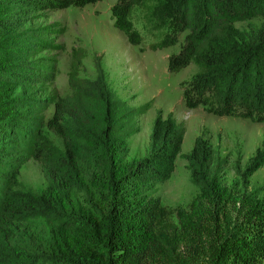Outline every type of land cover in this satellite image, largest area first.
Masks as SVG:
<instances>
[{
    "label": "trees",
    "instance_id": "obj_1",
    "mask_svg": "<svg viewBox=\"0 0 264 264\" xmlns=\"http://www.w3.org/2000/svg\"><path fill=\"white\" fill-rule=\"evenodd\" d=\"M98 1L38 0L37 5L58 11ZM135 5L148 35L157 39L150 49L179 46L166 58L167 72L176 74L190 64L196 68L180 84L186 108L264 123V19L248 30L235 26L255 15L264 17L263 0H117L109 10L113 26L130 45L139 46L143 38L129 19ZM5 12L0 2L2 178L8 176L6 164L13 162L7 154L20 147L15 137L20 104L6 79L14 57ZM74 56L78 62L69 66L68 87L75 94L52 101L53 114L39 118L34 133L39 137L46 128L62 141V151L53 155L52 178L35 203L16 204L8 197L1 201L5 214L0 219L36 214L49 226L47 232L25 229L14 264H198V259L201 264H264V199L246 189L248 178L264 165V140L236 191L222 182L226 161H215L207 140L196 137L185 159L198 193L186 208L168 210L152 196L155 185L169 180L175 170L184 125L158 111L148 154L127 161V138L139 132L136 119L153 100L129 107L112 97L103 79L87 89L79 77L83 51ZM64 117L73 119L76 132L64 127ZM17 236L14 229L0 228V242Z\"/></svg>",
    "mask_w": 264,
    "mask_h": 264
},
{
    "label": "rangeland",
    "instance_id": "obj_2",
    "mask_svg": "<svg viewBox=\"0 0 264 264\" xmlns=\"http://www.w3.org/2000/svg\"><path fill=\"white\" fill-rule=\"evenodd\" d=\"M37 1L0 0L6 10L4 21L9 25L7 35L14 57L9 61L11 74L6 79L20 104V117L15 129L20 147L7 154L15 165L8 162L5 170L8 176L0 177V214H5L1 202L4 197L16 204L24 201L35 203L52 178L53 155L55 151H62V141L46 128L40 130L39 137L34 133L39 128V118L48 119L53 114L52 101L75 94L68 87V71L71 63L77 64L78 58L75 59L74 55L79 50L83 51L79 77L85 79L87 89L103 79L112 97L125 101L129 107H138L153 100L147 113L136 119L139 132L127 138V161L140 160L148 154L152 124L158 111L164 117L171 114L185 127L182 151L176 159L175 170L169 180L155 185L153 199L174 211L178 207L186 208L197 195L198 189L191 181L185 159L196 137L207 140L215 161L222 164L226 161L221 172L223 184L234 187L236 191L243 187V171L264 140V123L219 117L207 113L202 107L186 108L180 84L188 81L196 68L190 64L176 74L167 72L166 58L176 53L179 46L150 49L149 46L157 39L148 35L137 5L131 9L129 19L143 41L139 46H132L125 35L114 28L110 17L109 10L117 0H100L81 9L68 7L58 11L41 10ZM263 19V16L255 15L236 22L235 26L248 30L251 26L258 27ZM62 122L68 131L76 132L77 125L73 119L64 117ZM19 161L24 162L15 178H10ZM246 189L264 199V165L248 178ZM1 227L14 229L18 236L13 241L0 242V264L15 263L12 260L24 240L21 235L26 228L49 230L45 220L36 214H28L15 221L2 217ZM197 263L201 264V259Z\"/></svg>",
    "mask_w": 264,
    "mask_h": 264
}]
</instances>
